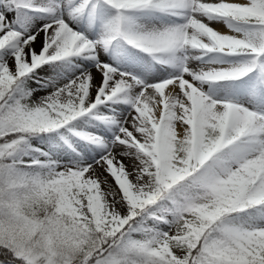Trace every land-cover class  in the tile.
<instances>
[{"label": "snow or ice", "instance_id": "obj_1", "mask_svg": "<svg viewBox=\"0 0 264 264\" xmlns=\"http://www.w3.org/2000/svg\"><path fill=\"white\" fill-rule=\"evenodd\" d=\"M0 264H264V0H0Z\"/></svg>", "mask_w": 264, "mask_h": 264}, {"label": "rangeland", "instance_id": "obj_2", "mask_svg": "<svg viewBox=\"0 0 264 264\" xmlns=\"http://www.w3.org/2000/svg\"><path fill=\"white\" fill-rule=\"evenodd\" d=\"M126 163H127V161H126Z\"/></svg>", "mask_w": 264, "mask_h": 264}]
</instances>
